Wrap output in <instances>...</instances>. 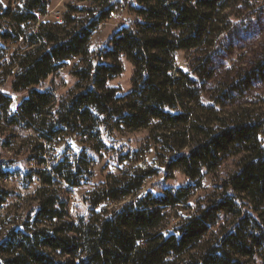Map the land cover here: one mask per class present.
<instances>
[{
	"label": "trees",
	"instance_id": "1",
	"mask_svg": "<svg viewBox=\"0 0 264 264\" xmlns=\"http://www.w3.org/2000/svg\"><path fill=\"white\" fill-rule=\"evenodd\" d=\"M3 1L0 40L23 38L27 48L7 60L0 55V87L11 75V91L28 94L15 113L12 96L0 92V121L32 134L35 165L21 181L24 188L40 183L29 217L0 238V264H264V109L254 101L264 84V52L230 76L220 77L214 65L225 50L221 35L235 29L227 11L241 0H77L84 6L71 7L60 22L41 21L50 0H18L14 7L16 0ZM123 9L132 21L110 38L106 62L94 65L87 50L92 32ZM26 24L36 30L24 36ZM179 52L200 54L190 72L176 67ZM75 57L83 61L74 71L75 93L57 102L52 90L38 89ZM122 58L133 74L130 90L119 95L108 82L122 73ZM141 129L161 149L160 167L109 174L85 198L87 219L71 220L61 188L89 183L95 160L84 149L55 161L50 145L77 135L98 153L102 131ZM229 158L238 159L237 170L222 180L221 192L176 232H164L165 210L182 204L190 188L154 196L141 194L145 182L161 166L165 176L181 171L198 182L203 170L213 173ZM13 176L0 160V178ZM10 196L0 186V213Z\"/></svg>",
	"mask_w": 264,
	"mask_h": 264
},
{
	"label": "rangeland",
	"instance_id": "2",
	"mask_svg": "<svg viewBox=\"0 0 264 264\" xmlns=\"http://www.w3.org/2000/svg\"><path fill=\"white\" fill-rule=\"evenodd\" d=\"M0 1L5 3L3 0ZM128 1L133 4V0ZM241 1H246L247 6H244ZM241 1L227 11L230 27L235 29L230 30L232 32L229 35L225 32L220 37V39L224 37L225 50L220 55L218 53L220 57L216 58L214 64L220 77V74L224 75L225 72L227 76H230L238 69L247 67L258 54L264 52V14L260 16L264 12V0ZM17 3L18 0L14 1L11 6L14 7ZM74 6L81 7L84 4L77 0H50L48 13L41 17V21L60 22L64 13L69 12L70 8ZM245 7H249V9ZM132 19L133 17L127 9L118 10L92 32L87 50L90 57L95 59L94 65L106 62L103 57L110 47V38L121 27L128 25ZM22 28L25 36L29 32H34L36 25L26 24ZM1 48L3 50H0V55H4L7 60L14 52L24 51L27 44L23 38L17 43L0 40ZM199 59V53H176V67L190 72L191 63L196 65ZM121 64L123 66L122 73L110 80L108 86L117 90L119 95H124L131 88L133 67L125 58L121 59ZM82 65L83 61L80 57L66 61L63 68L50 75L38 89L52 90L57 102L68 98L76 92L78 80L74 71L80 69ZM11 80V75L4 80L0 92L12 96L13 103L10 110L13 112L18 109V104L27 96L28 92L14 94L11 91ZM213 84L214 82L209 83L207 87L209 91L214 88ZM254 101L258 109L262 107L264 109V84L255 89ZM31 136L32 134L28 131L17 127H6L0 121V160L6 163L8 171L17 172L18 175L8 180L0 178V186L11 194L6 209L0 213V238L8 229L14 225H20L22 221L26 220L31 209L35 206V203L31 201L32 190L40 181L35 179L34 184L31 183L29 188H24L23 181H21L25 178V171L35 165L29 160V152L35 148L34 142L30 139ZM101 140L105 146L98 153L92 149L94 142L77 135L72 136L71 139L59 138L50 145L49 155L55 157V161L61 159L64 152L66 155H75L84 149L95 160L91 166L93 178L89 183L76 188H67L66 186L61 188L60 194L67 204L68 216L73 221H78L81 218L87 219L90 211L85 198L89 192L99 189L109 174H118L130 166L147 169L159 168L161 165L163 153L150 140L148 129L134 132L121 130L110 133L102 131ZM237 162V158H229L213 173L203 170L198 182L190 181L181 171H175L165 176L161 166L159 174L145 182L141 194L151 192L154 196H159L167 189L190 188V192L182 204L165 210L166 220L163 231L174 233L181 223L221 192L219 185L223 179L237 170ZM221 226L222 222L218 223L212 228V233H217L219 229H222ZM227 227H229V221L225 222V228Z\"/></svg>",
	"mask_w": 264,
	"mask_h": 264
},
{
	"label": "built area",
	"instance_id": "3",
	"mask_svg": "<svg viewBox=\"0 0 264 264\" xmlns=\"http://www.w3.org/2000/svg\"><path fill=\"white\" fill-rule=\"evenodd\" d=\"M17 111H15V113H16Z\"/></svg>",
	"mask_w": 264,
	"mask_h": 264
}]
</instances>
